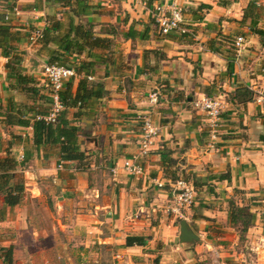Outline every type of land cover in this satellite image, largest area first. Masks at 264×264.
Masks as SVG:
<instances>
[{
  "label": "crops",
  "instance_id": "0c3cea01",
  "mask_svg": "<svg viewBox=\"0 0 264 264\" xmlns=\"http://www.w3.org/2000/svg\"><path fill=\"white\" fill-rule=\"evenodd\" d=\"M171 1L182 8L186 35L162 36L153 25L154 4ZM249 1L152 0L142 6L87 0L88 13L74 22L91 24L96 35L109 39L111 53L87 76L107 94L63 114L81 131L78 145L86 159L79 166L60 160L57 147L35 150L30 127L4 125L7 99L32 102L11 88L0 56V159L8 153L21 164L14 173L23 185L13 207L2 206L0 197V264L7 249L11 264H77L96 245L114 251L117 264H264V110L254 102L264 92V46L248 23H239ZM68 15L52 1L15 0L7 18L27 34L43 30L46 18L63 21ZM237 36L244 39L240 50L233 46ZM16 48L24 54L22 74L37 77L36 103L45 114L47 90L37 72L46 50L27 40ZM83 58L69 62L80 66ZM82 76L73 77L72 92ZM152 92L158 95L155 106L148 103ZM201 95L224 102L212 148L204 116L190 105ZM146 117L157 136L139 159L144 175L128 176L121 164L138 155ZM171 177L197 183L194 203L181 219L173 216L176 224L164 215L170 195L155 186ZM230 202L254 214L243 241L228 224ZM181 220L197 241L179 243ZM126 237H142L143 246L126 247Z\"/></svg>",
  "mask_w": 264,
  "mask_h": 264
},
{
  "label": "trees",
  "instance_id": "16d2710c",
  "mask_svg": "<svg viewBox=\"0 0 264 264\" xmlns=\"http://www.w3.org/2000/svg\"><path fill=\"white\" fill-rule=\"evenodd\" d=\"M4 4L0 10V56L6 59L4 69L8 75V79L13 80L12 89L19 90L22 94L30 98L31 105L16 104L11 99L5 102V111L3 122L6 126L30 127L32 131V146L37 150L40 146L49 145L57 147L59 150V158L62 161L75 162L78 166L85 162L86 156L79 150L78 137L81 131L78 127L72 125L65 117L64 113L68 109L81 108L84 103L92 99H100L107 93L103 90L100 83H88L87 76L94 65H104L109 61L110 40L101 38L93 32L91 24H80L74 22L75 17L86 15L89 6L87 0H45L58 4L62 9L72 13V16L64 17V20H58L55 16L46 18V27L41 30L40 37L36 40L35 45H39L41 49L46 50V65H59L66 68H72L75 74L83 73L76 84L75 91L72 92L73 78L63 83L60 92V101L63 111L58 116L54 125H47L41 120H37L36 116L40 114L36 97H39L38 90L35 87V80L31 76L22 74L21 64L23 62V52L16 48L21 41L27 40L29 34L34 29H29L28 33L22 32L21 28L16 27L7 14L11 13L15 7V0H1ZM146 5L152 0H145ZM264 8L257 4L256 0L247 3L242 11L240 24L248 23L250 33L257 36L259 42L264 46V29L258 27L261 21ZM62 17V16H61ZM62 18V19H63ZM155 26V24L153 23ZM131 31V30H130ZM84 55L80 66H73L69 62V57L74 58ZM230 71V64L226 66V72ZM241 90V89H240ZM243 92L245 90H242ZM246 94V91H245ZM246 97H248L246 95ZM249 99V98H247ZM15 159L10 157L8 153L0 159V197L2 206L13 207L19 203L23 185L14 173L15 169L20 167ZM225 176H218L222 179ZM184 181L186 177L181 178ZM178 180L171 177L172 182ZM192 182V183H191ZM192 186H197L195 181H191ZM2 214V208H0ZM254 214L250 212L248 206H238L234 202L228 204L227 221L243 241L246 230L252 225ZM144 239L142 237H126L125 246L133 245L143 246ZM5 264H11L12 256L10 249L4 250L1 254Z\"/></svg>",
  "mask_w": 264,
  "mask_h": 264
},
{
  "label": "built area",
  "instance_id": "2783aa9c",
  "mask_svg": "<svg viewBox=\"0 0 264 264\" xmlns=\"http://www.w3.org/2000/svg\"><path fill=\"white\" fill-rule=\"evenodd\" d=\"M129 1L135 5H146L143 0ZM149 13L151 14L153 23L160 35L165 36L171 33L186 35L188 33L183 20L182 8L175 1L161 4L156 3ZM40 32L41 31L39 30H33V32L29 34L27 38L29 45H34L36 43V40L40 37ZM243 44L244 39L242 36H237L234 39L233 46L236 50L240 49ZM40 74L47 90L48 110L44 115L36 116V119L43 121L47 125H54L58 116L63 111V106L60 101V92L62 90L63 83L66 80L75 77L76 74L72 68L46 64H44L43 68H41ZM90 79V77H87V80ZM157 101V93H150L148 96V103L151 106H155ZM254 102L264 110V92L257 93L254 97ZM190 105L193 110L204 116L207 126V146L212 148L219 136V120L224 102L218 97L201 95L193 99L190 102ZM141 129L142 134L139 142L138 155L125 159L121 164L122 169L128 176L144 175L139 159L150 151L153 139L157 136V127H155L151 120L147 117L141 120ZM155 186L158 189L165 188L171 197L170 206L166 208V213L168 214L181 218L182 210L188 209L194 203L196 191L192 184L188 181L178 179L174 182H169L166 185L162 182H156Z\"/></svg>",
  "mask_w": 264,
  "mask_h": 264
},
{
  "label": "rangeland",
  "instance_id": "374dc122",
  "mask_svg": "<svg viewBox=\"0 0 264 264\" xmlns=\"http://www.w3.org/2000/svg\"><path fill=\"white\" fill-rule=\"evenodd\" d=\"M257 4H260L263 6L264 8V0H256ZM259 28H263L264 29V13L262 15L261 21L257 24ZM242 48V46H241ZM240 48V49H241ZM238 49V50H240ZM36 56V53H33ZM39 57V56H38ZM262 65V69L264 67V64ZM259 68V66H258ZM40 70H38L37 72V76L39 75ZM37 77H34V80ZM39 84L37 82V80H35V85ZM39 87L43 88V85H40ZM44 89V88H43ZM165 216L167 217V220L171 219V221L173 220V223L176 224L177 223V219H173V215L168 214L166 212H164ZM181 219V218H180ZM113 255H114V251H110L108 250L107 246H94L92 249H90L89 251L86 250V254L84 256H82L81 261H79V258L77 259L79 262L77 264H117L118 260L117 259H113ZM76 264V263H74Z\"/></svg>",
  "mask_w": 264,
  "mask_h": 264
},
{
  "label": "water",
  "instance_id": "95a60500",
  "mask_svg": "<svg viewBox=\"0 0 264 264\" xmlns=\"http://www.w3.org/2000/svg\"><path fill=\"white\" fill-rule=\"evenodd\" d=\"M44 65L40 67L43 68ZM179 243H191L197 241V237L189 230L185 221L181 220L179 222V235H178Z\"/></svg>",
  "mask_w": 264,
  "mask_h": 264
}]
</instances>
